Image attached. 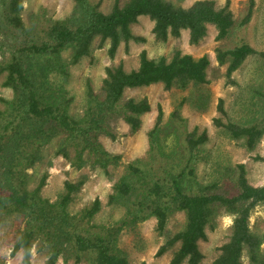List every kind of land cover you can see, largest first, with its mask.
Here are the masks:
<instances>
[{
    "label": "trees",
    "instance_id": "obj_1",
    "mask_svg": "<svg viewBox=\"0 0 264 264\" xmlns=\"http://www.w3.org/2000/svg\"><path fill=\"white\" fill-rule=\"evenodd\" d=\"M22 2L0 0V20L19 33L25 31L21 17ZM73 2L72 16L49 21L37 42L19 46L7 62L0 63V75L4 74L3 86L13 92L10 100L1 99L4 108L0 109V160L6 167L0 178V215L13 210L23 219V229L13 244L12 253L20 251L25 264L29 262L30 248L36 238H41L51 248L46 264H54L62 252L71 253L75 263L80 262L82 255H88L89 264H135L130 263L115 247L118 229L99 230V227L89 225L91 217L99 210L97 199L78 217L66 212L71 195L79 190L83 179L65 181L63 193L55 203H50L40 195L46 176L42 175L36 186L28 190L24 170L35 163L36 146L49 137L51 128L64 134L61 153L70 159L67 149L71 148L75 154V159L71 158L73 165H82L81 158L85 152L101 167L113 162L116 158L106 152L98 141L100 135L107 133L108 119L121 117L130 131L135 132L140 126V115L150 111L146 97L123 101L124 89L161 83L167 90L172 86L184 87L188 83H205L209 57L204 54L194 58L175 49L169 60L165 57L150 59L141 50L136 69L125 71L120 63L105 68L100 93H95L87 84V107L80 118L68 116L64 105L43 100L36 78L25 67L26 59L23 58L56 56L64 48L72 47L71 63L74 64L88 55L96 38L100 44L108 41L107 54L113 57L121 42L143 40L131 32V25L140 16H147L152 21L151 32L157 41L164 42L169 36L177 38L182 29H187L188 43L197 44L205 36L207 24L215 27V41L224 40L233 28L244 27L250 21L254 0L246 1L243 15L237 23L229 9V0L218 8L213 0H196L187 8L175 6L168 0H114L108 12L100 11L98 4L90 0ZM214 52L218 65H226L225 77L228 80L248 56L258 55L264 60V50H257L246 42L231 48L217 47ZM216 110L219 116L213 118V125L223 128L230 139L242 140L243 145L252 150L263 134L264 125L260 122L240 125L222 121L225 110L221 98ZM171 118L180 121L179 111L171 113ZM161 119L162 110L157 106L155 128L160 125ZM206 140L205 131L196 135L193 130L185 134L179 157L174 158L176 152H173L164 166L153 167L150 163L146 171L139 165H129L127 172L114 184L108 203H122L126 217H155L159 233H162L172 212L183 211L184 228L168 236L155 253V256H160L174 249L169 264H199L203 255L198 242L206 239V226L220 210H224L234 216L231 234L209 264H242L243 251L249 264H264V254L260 252L261 240L249 228L250 211L264 201V183L261 186L249 184L244 166L240 164L235 194L198 190L195 187L193 151ZM155 143L152 138L151 151ZM154 156L153 152L151 157ZM147 182L151 185L143 188ZM95 228L97 231H94Z\"/></svg>",
    "mask_w": 264,
    "mask_h": 264
},
{
    "label": "rangeland",
    "instance_id": "obj_2",
    "mask_svg": "<svg viewBox=\"0 0 264 264\" xmlns=\"http://www.w3.org/2000/svg\"><path fill=\"white\" fill-rule=\"evenodd\" d=\"M114 0H90L98 4L99 10L108 12ZM126 1V0H122ZM175 6L186 8L196 0H168ZM215 6L222 7L225 0H213ZM247 0H229V9L237 23L243 15ZM73 0H23L21 17L25 31L19 33L6 27L0 20V63L7 62L19 46L37 42L41 31L50 21L65 20L73 15ZM153 23L147 16H140L131 25L135 37L143 40L121 42L113 57L107 54L108 41L99 43L96 38L87 56L71 63L72 47H66L56 56H26L25 67L31 71L37 81L39 93L47 103L61 104L72 118H80L87 107V84L95 93H100L105 77V68L119 63L125 71L138 67L139 53L146 52L150 59L171 57L175 49L194 58L202 55L209 57L206 70L207 81L202 84L188 83L184 87L172 86L165 90L161 83L148 86L126 88L122 100H135L146 97L150 111L140 115V126L131 132L121 117L114 116L106 123L107 133L98 137L106 152L116 159L101 167L93 162L91 155H82V165L77 167L71 162L74 151L67 149L70 159L63 156L64 134L51 128L49 137L40 145L35 163L24 170L26 188L32 190L42 175L46 176L45 185L40 191L42 198L55 203L63 193L65 181L76 182L83 179L79 190L71 195L66 212L78 217L95 199L99 201V210L91 217L90 226L100 229H118L115 235V247L130 263L169 264L174 249L160 256L156 251L163 241L182 230L185 225L183 211L172 212L166 221L162 233L156 230V219L126 217V209L120 202L108 203L114 184L127 172L131 164L139 165L146 171L150 163L153 167L164 166L173 152L174 158L184 146L186 133L195 131L199 135L205 131L207 140L198 145L194 154L195 187L206 193L233 195L236 193L238 165L242 164L249 184L261 186L264 183V131L252 150H248L242 140L230 139L221 127L213 125L218 117L216 110L218 99L223 100L225 115L222 121L250 125H264V60L258 55L248 56L231 74V80L225 77L226 65H218L215 49L231 48L240 42H246L257 50H264V0H254L250 21L241 28L235 27L229 35L215 41L214 25H206V34L197 44L188 43L187 29L180 31L179 37L169 36L166 41L155 40L151 30ZM4 74L0 75V109L3 100H10L13 92L3 86ZM157 106L162 110L160 125L155 128ZM179 111L181 120L171 118V113ZM156 142L151 151V139ZM155 153L154 157L151 154ZM155 158V159H154ZM4 160V159H3ZM171 163V162H170ZM169 163V164H170ZM169 164L167 168H169ZM0 160V178L5 172ZM147 182L143 188H147ZM142 188V189H143ZM196 190V189H194ZM233 215L220 210L211 223L206 226V239L198 242L203 255L199 264H209L218 254V248L231 234ZM249 228L261 240L260 252L264 254V201L257 203L250 211ZM23 229V219L13 211L7 210L0 215V264H25L21 252L12 253V247ZM98 230V231H99ZM94 231H97L95 228ZM173 248H176L173 247ZM51 248L41 238H36L30 248L28 264H46ZM89 256L82 255L78 263L71 253H60L54 264H89ZM185 264V263H182ZM242 264H249L245 252Z\"/></svg>",
    "mask_w": 264,
    "mask_h": 264
},
{
    "label": "crops",
    "instance_id": "obj_3",
    "mask_svg": "<svg viewBox=\"0 0 264 264\" xmlns=\"http://www.w3.org/2000/svg\"><path fill=\"white\" fill-rule=\"evenodd\" d=\"M189 7V6H188ZM187 8V7H186ZM139 18V17H138ZM183 30V29H182ZM187 34H188V31H187Z\"/></svg>",
    "mask_w": 264,
    "mask_h": 264
}]
</instances>
